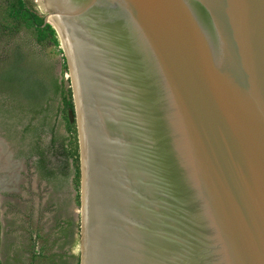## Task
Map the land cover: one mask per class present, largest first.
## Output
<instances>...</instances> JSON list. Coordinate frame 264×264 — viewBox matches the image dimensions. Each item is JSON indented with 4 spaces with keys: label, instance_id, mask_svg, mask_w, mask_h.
Returning a JSON list of instances; mask_svg holds the SVG:
<instances>
[{
    "label": "water",
    "instance_id": "water-1",
    "mask_svg": "<svg viewBox=\"0 0 264 264\" xmlns=\"http://www.w3.org/2000/svg\"><path fill=\"white\" fill-rule=\"evenodd\" d=\"M40 2L77 85L79 264H264V0Z\"/></svg>",
    "mask_w": 264,
    "mask_h": 264
},
{
    "label": "rangeland",
    "instance_id": "rangeland-1",
    "mask_svg": "<svg viewBox=\"0 0 264 264\" xmlns=\"http://www.w3.org/2000/svg\"><path fill=\"white\" fill-rule=\"evenodd\" d=\"M4 0H0L2 4ZM35 11L45 17L46 14L30 0ZM15 51L24 54L28 60L35 56L44 68L52 67V75L63 82L66 88H71V74L67 65L66 54L60 47L46 45L39 47L34 43L32 30L21 28L13 38L0 35V54L4 51ZM32 55V56H31ZM25 62L22 58V63ZM66 64V71L63 66ZM68 76L67 80L65 79ZM73 90V86L71 91ZM74 94V93H73ZM72 94V95H73ZM73 99V97H72ZM49 112L47 113L46 125L43 128L46 141L50 140L52 134L58 140L56 142L57 153L53 157L55 165H62L61 142L65 140L68 151H73L74 136L68 127L75 123L76 139L78 143V133L75 115L61 106L60 97L53 101H45ZM49 104V105H48ZM60 105V111L57 107ZM21 126L12 134L6 126L0 123V184L6 188L0 189V261L5 264L4 245L12 239L11 219L17 217L19 220V239L17 244L19 257L25 255L30 246L44 247L43 254L50 256L53 252L60 254L55 248L56 237L59 235L58 225L65 227L64 223L71 221L72 235L66 247L70 264H76L80 256L79 221L81 214L80 206V183H79V203H76V188L73 176L59 180L58 183L47 185L41 182L31 170L27 168L25 156L20 151L25 147L28 138L20 141ZM53 133H52V131ZM24 144V145H23ZM79 149V148H78ZM60 152V153H59ZM59 153V154H58ZM71 165V160H69ZM71 168V166H70ZM10 226V228H9ZM14 236V235H13ZM46 240L47 243H46Z\"/></svg>",
    "mask_w": 264,
    "mask_h": 264
},
{
    "label": "trees",
    "instance_id": "trees-1",
    "mask_svg": "<svg viewBox=\"0 0 264 264\" xmlns=\"http://www.w3.org/2000/svg\"><path fill=\"white\" fill-rule=\"evenodd\" d=\"M21 28L32 30L34 43L39 47L59 46L55 31L49 24L44 23V17L35 11L30 0H4L0 4V35L13 38ZM22 58L25 61L23 63ZM63 68L66 71V64ZM58 97L61 99V106L74 116L71 88H66L63 82H59L58 78L52 75V67L44 68L35 56L28 60L24 54L12 50L0 54V123L15 135L19 134L16 132L18 126L22 127L19 131L20 141H25L26 137L28 140L20 153L27 159L36 158L34 164L41 180L55 186L61 178L67 179L73 176L77 190L75 200L78 204L80 164L75 123L68 127L74 136L73 151L67 150L65 140L61 142L62 152L59 156L62 159L61 166L50 162V157L53 158L57 153L55 144L58 140L53 134V137L45 143L42 140L48 108H51L49 104L46 107L45 101L48 99L50 102ZM57 110L60 111V105ZM64 225L65 227L58 225L60 237L63 235L68 238L72 235L74 224L67 221ZM43 250L44 247L38 253L34 251L33 258L39 256L42 259L52 260L56 256L55 254L46 256ZM76 264H79V259Z\"/></svg>",
    "mask_w": 264,
    "mask_h": 264
},
{
    "label": "flooded vegetation",
    "instance_id": "flooded-vegetation-1",
    "mask_svg": "<svg viewBox=\"0 0 264 264\" xmlns=\"http://www.w3.org/2000/svg\"><path fill=\"white\" fill-rule=\"evenodd\" d=\"M42 140L43 142L45 143L46 142V139H45V135H44V132L42 134ZM35 157H30V158H26L25 157V160H26V165H27V168L29 170L32 171V173L39 178V180L41 182H44L46 183L47 185H49V183L45 180H41L39 174H38V171L36 170V167H35ZM50 162L53 163V158L50 157ZM54 164V163H53ZM50 166V164H49ZM11 225H12V230H11V233H12V239L10 240V242H6L5 245H4V248L6 249L5 251V259H6V262L5 264H70V258L68 256V252L66 247L69 245V242H70V238L68 237H64L63 235L60 237V233L58 235V237H56V242H55V248L57 249V251L60 253V251L62 253L60 254H55L57 252H53L51 255L55 254L56 256L53 257L52 260H49V259H42L40 258L39 256L36 257V258H33V254H34V251H36V253L39 252V248H32L30 246V248H28V252L25 254V255H22L19 257L18 253V243L20 242V239H19V220L17 219V217H14L13 219H11ZM10 228V226H9ZM14 235V236H13ZM2 263V262H1ZM3 264V263H2Z\"/></svg>",
    "mask_w": 264,
    "mask_h": 264
},
{
    "label": "bare ground",
    "instance_id": "bare-ground-1",
    "mask_svg": "<svg viewBox=\"0 0 264 264\" xmlns=\"http://www.w3.org/2000/svg\"><path fill=\"white\" fill-rule=\"evenodd\" d=\"M35 2L36 5H38L41 9L42 12H44L46 14L47 17V21L49 22V24H51V26L55 29L56 33H57V37L60 43V47L62 48V50L64 51V53L66 54V57L68 58V62H69V66H70V76H71V82H72V86H73V97H74V106L75 109L77 111V116H78V126L79 129L81 130L80 126H81V119H80V108H79V100H78V92H77V85H76V79H75V74L73 72V62H72V57H71V52H70V48H69V44L67 43V39L64 35L63 30L60 28V26L50 18V16L47 14L46 10L43 8V6L41 5L40 0H33ZM80 141H82V136L80 134Z\"/></svg>",
    "mask_w": 264,
    "mask_h": 264
},
{
    "label": "built area",
    "instance_id": "built-area-1",
    "mask_svg": "<svg viewBox=\"0 0 264 264\" xmlns=\"http://www.w3.org/2000/svg\"><path fill=\"white\" fill-rule=\"evenodd\" d=\"M67 78H68V76H66V78H65V79L67 80Z\"/></svg>",
    "mask_w": 264,
    "mask_h": 264
},
{
    "label": "crops",
    "instance_id": "crops-1",
    "mask_svg": "<svg viewBox=\"0 0 264 264\" xmlns=\"http://www.w3.org/2000/svg\"><path fill=\"white\" fill-rule=\"evenodd\" d=\"M1 262V261H0Z\"/></svg>",
    "mask_w": 264,
    "mask_h": 264
}]
</instances>
